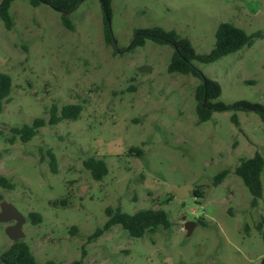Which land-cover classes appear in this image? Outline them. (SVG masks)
Segmentation results:
<instances>
[{
	"label": "rangeland",
	"instance_id": "rangeland-1",
	"mask_svg": "<svg viewBox=\"0 0 264 264\" xmlns=\"http://www.w3.org/2000/svg\"><path fill=\"white\" fill-rule=\"evenodd\" d=\"M2 0H0V3ZM111 27L117 47L104 38L100 0H84L71 13L75 29L62 23L48 4L14 0V25L0 17V70L13 89L0 113V174L14 189L0 187L2 200L25 216L24 240L39 264H264V199L253 196L234 170L256 151L264 155V120L253 110L214 111L199 122L195 88L200 79L170 73V44L147 39L129 50L139 28L155 25L189 37L198 52H209L221 22L255 34L252 45L212 63L195 61L219 81L220 100L264 105V0H113ZM261 35H257V33ZM148 65L150 70L139 68ZM80 103L78 119L51 125L56 104ZM43 117L47 124L28 142L12 128ZM134 146L142 155L129 152ZM48 149L58 158L50 167ZM90 156L103 157L109 173L95 180L85 167ZM230 170L219 185L215 175ZM264 183V170L262 173ZM191 185L182 198L172 185ZM201 189L205 198L193 190ZM66 200V205L58 201ZM0 200V211L1 201ZM107 206L126 212L164 208L172 224L134 238L120 225L88 241L108 216ZM31 212L42 216L39 223ZM187 221H195L191 233ZM0 222L2 253L12 244ZM77 230H75V228Z\"/></svg>",
	"mask_w": 264,
	"mask_h": 264
},
{
	"label": "trees",
	"instance_id": "trees-1",
	"mask_svg": "<svg viewBox=\"0 0 264 264\" xmlns=\"http://www.w3.org/2000/svg\"><path fill=\"white\" fill-rule=\"evenodd\" d=\"M34 6H39L43 3L50 5L61 13L62 23L65 27L74 30L75 25L71 18V13L76 11L84 0H29ZM104 13V38L106 43L117 47V39L111 27V19L113 14V0H100ZM14 0H2L0 3V17L4 21L7 29H11L14 25L11 14V6ZM132 39L129 50L137 46L145 45L146 40L152 39L159 44H170L174 51L168 66L170 73L179 72L185 75H193L200 79V83L195 88V98L197 100L196 112L199 122L209 120L214 111H224L231 109L234 113L231 115V121L240 127L241 123L236 113L238 110H253L260 114L264 120V105L259 102H251L248 100L237 101L233 104H227L220 100L223 92L222 85L219 81L207 76L199 69L195 61L201 63H212L220 58L241 50L247 45H252L255 34L248 33L242 27L231 22H221L216 31V42L214 47L209 52H198L193 45L192 40L179 33L176 29H167L159 25L139 28ZM261 35V33H257ZM13 89L12 76L0 70V113L4 110V104L8 100ZM84 106L80 103H70L63 105L62 108L54 104L51 109V117L49 123L57 124L64 119H78L82 113ZM47 121L43 117H36L31 124H24L21 127L15 126L12 128V142L16 137H20L23 142L30 141L35 137L42 126H45ZM144 149L140 146H134L129 149V152L137 155H142ZM47 154L50 160L52 172H57L58 158L52 149H48ZM85 167L91 172L95 180H102L109 173V165L105 158L90 156L84 160ZM264 170V155L260 151L249 158L242 159L235 167L234 172L239 175L246 186L249 188L253 199L252 206H257L261 199H264V183L262 173ZM230 170L223 169L214 177V185H219L228 176ZM0 187L14 189L15 184L5 175L0 174ZM194 195L197 198H205V193L201 189H194ZM0 195V200H2ZM66 205L65 199L55 201ZM108 216L102 227H98L94 233L89 235L88 241L103 235L116 225H120L126 230L130 236L140 238L149 232H156L159 227L168 228L172 222L169 219L168 212L164 208H147L140 209L135 213L126 212L121 206H107L105 209ZM30 218L39 223L42 216L37 212H31ZM77 230L76 227H74ZM263 232V225L258 226ZM86 249L83 247L81 258L73 259L68 264H85L84 258ZM1 262L4 264H39L30 245L24 239L14 240L12 244L2 253ZM45 264H57L54 259H48Z\"/></svg>",
	"mask_w": 264,
	"mask_h": 264
},
{
	"label": "water",
	"instance_id": "water-1",
	"mask_svg": "<svg viewBox=\"0 0 264 264\" xmlns=\"http://www.w3.org/2000/svg\"><path fill=\"white\" fill-rule=\"evenodd\" d=\"M141 71H148L150 67L148 65H143L139 68ZM173 190L178 194L180 198L184 195H190L191 185H172ZM15 221V223H10L6 226V233L12 240L24 239L26 233L23 229V225L26 221V216L11 202L7 200L1 201V211H0V222L9 223ZM196 225L195 221H187L185 223V228L191 233Z\"/></svg>",
	"mask_w": 264,
	"mask_h": 264
}]
</instances>
